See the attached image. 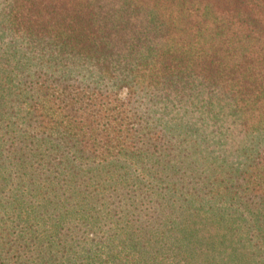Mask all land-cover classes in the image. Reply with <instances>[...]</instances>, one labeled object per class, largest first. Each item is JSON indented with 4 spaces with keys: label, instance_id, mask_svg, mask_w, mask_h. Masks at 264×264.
<instances>
[{
    "label": "trees",
    "instance_id": "trees-1",
    "mask_svg": "<svg viewBox=\"0 0 264 264\" xmlns=\"http://www.w3.org/2000/svg\"><path fill=\"white\" fill-rule=\"evenodd\" d=\"M0 264H264V0H0Z\"/></svg>",
    "mask_w": 264,
    "mask_h": 264
}]
</instances>
